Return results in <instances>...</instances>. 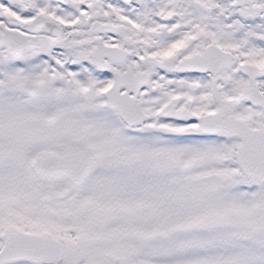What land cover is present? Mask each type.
Segmentation results:
<instances>
[{
    "label": "snow or ice",
    "instance_id": "snow-or-ice-1",
    "mask_svg": "<svg viewBox=\"0 0 264 264\" xmlns=\"http://www.w3.org/2000/svg\"><path fill=\"white\" fill-rule=\"evenodd\" d=\"M0 264H264V0H0Z\"/></svg>",
    "mask_w": 264,
    "mask_h": 264
}]
</instances>
